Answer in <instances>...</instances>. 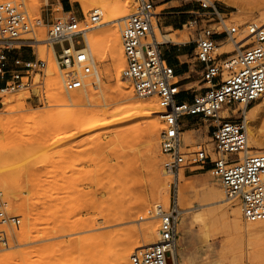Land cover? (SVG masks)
<instances>
[{
  "label": "rangeland",
  "instance_id": "1",
  "mask_svg": "<svg viewBox=\"0 0 264 264\" xmlns=\"http://www.w3.org/2000/svg\"><path fill=\"white\" fill-rule=\"evenodd\" d=\"M23 1L31 17L44 19L40 26L34 28V33L29 34L37 40L38 38L43 40H33L31 46L18 51L26 59L42 57L47 60L49 45L46 39L49 26L54 18L69 17L70 14L65 13L64 9H67L70 3L73 5V13L80 20H88L90 12L99 8L86 10L80 2L74 0H48V2L38 0L39 10L32 11L30 8L32 0ZM122 1H130L131 12L136 8L137 0ZM217 1L223 16L228 17L226 21L228 27H240L236 34L237 40L246 35L245 27L248 24L262 23L260 12L264 10V0L252 5L239 0L238 6ZM169 7L168 4L157 6L158 16H164V11ZM162 21L163 18L158 17L161 33L156 39L160 44L167 41L164 35L169 31L162 25ZM106 26L110 25H98L92 28H95L94 30H89L101 48L104 47ZM81 27H84L83 23ZM212 27L218 25L213 24ZM121 28L122 26L120 30ZM189 31L186 27L184 32L186 39L189 37ZM222 42L223 45L216 49L215 55H233L238 52L237 44L232 38L227 37ZM249 42L242 43V46H246ZM69 45L70 43L66 41L56 43L54 47L56 51H60ZM93 58L96 67L102 70L104 84L99 89L100 93L93 94L92 100L88 103L68 106V111L61 113L67 106L63 107L61 102L52 98L53 90L49 86L51 75L47 71L44 78V95L47 99L39 101L41 87L37 85L40 82L38 77L34 78L35 85L32 88L6 92L1 97V102L3 101L0 103L1 124L4 125L9 119L18 121L17 127L10 130L13 132L0 130V153H14L11 154L12 156L5 154L8 157L4 165L14 171V174L7 179V183L10 186L11 183L13 184L15 193H12L15 195L4 189L1 182L0 189L5 193L9 211L20 215L22 222L19 227L7 228L9 245L0 244V256L7 254L9 250L19 252L22 249H25L26 256L23 260L8 259L9 261L0 264H106L104 255L107 245L112 247L134 243L133 252L136 248L144 247L143 227L152 223L159 228L160 223L159 217L146 218L148 211L158 204L167 210L173 204L175 197L181 210L180 219L185 217L188 225V235L184 239L179 233L178 250L181 264H264V223L255 225L246 222L240 201L227 197L221 180L209 168L190 171L196 168L190 166L182 169L184 178L179 186V193L182 190L180 194L175 176L164 173L166 156L160 147V132L164 123L159 115L161 108L157 97H140L134 90L133 100L145 103L153 101L151 103L156 105L157 115L162 123L157 149V160L164 179L161 185L162 199L159 202H151L143 211L139 210V203L144 195L152 196L154 182L148 167L150 149L146 141L145 124L141 119L133 117L128 121L124 120L125 122L119 121L120 123L112 125L110 123V126L109 124L106 126L108 121L102 119L103 124L97 125L98 128L94 127L79 133L78 128L82 124L80 121L65 128L67 130L62 128L65 120L74 113L81 114L83 116L81 120L84 122V116L98 115L101 112L106 115L104 118L112 120L113 113L124 104V101L118 97H106L116 85L114 76L106 74V70L113 66L112 59L101 60L97 55ZM125 65L124 59L122 71ZM96 67L87 77L88 79L94 78ZM62 75L63 72H59V77L62 78ZM122 77L132 85L130 81L124 79L123 73ZM20 94L25 96L22 101L24 106L19 105L20 107L13 112H3L10 103L5 99ZM261 101H264V97L252 102L248 109L255 107ZM24 114L30 115L28 117L30 120H26ZM101 116L102 114L99 115L100 118ZM232 116L238 120L241 118V113L236 112ZM23 125H27V128ZM188 129L182 137L189 151L194 150L198 143H205L210 150L213 148L208 124L203 122L199 128L191 126ZM248 146V151L264 150V115L253 123ZM108 173L113 174L111 178L108 177ZM16 183L18 187H14ZM215 189L220 190L223 196L217 197ZM167 196L170 199L168 204L164 201ZM233 210L241 211L240 220L244 227L250 229L248 233L241 232L234 225L237 215ZM26 214H30V217ZM141 216L145 218L142 219ZM26 221L29 225L31 223L30 227H33V230L29 229L22 239L20 229L25 226ZM1 228L6 226L0 225ZM71 240L75 242L77 240V243L72 244ZM180 241H183L182 245ZM9 247L11 249H8ZM71 260L74 263L70 262ZM110 264H113L112 259Z\"/></svg>",
  "mask_w": 264,
  "mask_h": 264
},
{
  "label": "built area",
  "instance_id": "2",
  "mask_svg": "<svg viewBox=\"0 0 264 264\" xmlns=\"http://www.w3.org/2000/svg\"><path fill=\"white\" fill-rule=\"evenodd\" d=\"M160 1L137 0L135 11L124 21L121 39L126 61L122 71L124 78L132 83L138 96H155L159 100V114L164 123L160 132V147L166 156L164 169L178 177L185 167H196L190 171L209 168L221 180L227 197L240 201L246 222L264 221V152L247 153L245 124V110L264 97V24H248L246 35L237 40L240 27H228V17L219 10L218 1L197 0L203 12H193L187 27L199 32L197 59L204 63L203 80L208 87L192 102L176 103L179 90L174 68L167 63L161 44L151 36L154 19L159 17L156 8ZM69 14L66 19L54 18L47 37L58 67L63 70L67 92L81 89L84 79L96 67L84 33L102 21L104 11L93 9L88 20ZM42 20V17H31L23 0H0V103L6 92L32 88L35 77L40 79L37 83L41 87L39 101L47 99L44 78L48 61L38 57L26 59L18 52L36 40L29 34L42 24ZM213 24L218 27H212ZM221 35L232 38L239 45L236 54L215 55L220 42L216 37ZM245 40L250 42L242 46ZM66 41L69 46L55 50L56 43ZM240 105H243L238 110L241 118L237 120L232 115ZM226 108H230L229 113L222 116L221 111ZM189 115H201L203 122L208 124L213 142L211 150L205 143L196 144L192 151L185 146L182 119ZM158 212V240L136 248L130 256L131 264H176L181 213L176 197L167 210L160 205ZM21 222L20 215L9 211L5 193L0 189V225L6 226L0 229V244L9 245L8 229L19 227Z\"/></svg>",
  "mask_w": 264,
  "mask_h": 264
},
{
  "label": "bare ground",
  "instance_id": "3",
  "mask_svg": "<svg viewBox=\"0 0 264 264\" xmlns=\"http://www.w3.org/2000/svg\"><path fill=\"white\" fill-rule=\"evenodd\" d=\"M74 1L80 2L81 5H83V7L86 10L92 9L95 7H99L101 9H103V11L105 10L104 11V17H103L102 21L99 22L98 24L92 26L88 30H86L84 33V37H85V41L87 43V49H88L90 55H92V56L97 55V57L100 58L101 60H104L107 58L112 59L113 66L111 68L108 67L109 69L106 70V74L110 75L111 77L114 76V78L116 79V85H114L115 87L113 88V90L111 91L110 94L106 95V97H118L124 101V104H122V106L120 107L119 110L116 109L118 111L113 113V117H112L113 119L112 120L109 119L111 122L108 119L104 118L105 114H103L102 112H101V114H102L101 118L99 117V115H101V114L93 115V116H87V117L84 116L85 122L83 120H81L83 118V116L81 114H75L74 113L73 115H71V117H69L68 119L65 120L66 122L63 123L64 125L62 128L63 129L69 128L70 126H73L76 123V121H80V123H82V124L78 128V133H79V132H82V131L96 127L97 125L102 123L101 122L102 119L108 121L107 124L104 121V125L106 124V126H107L109 124V126H110V123H111V125L114 123L117 124V122H119V121L125 122L124 120L128 121L129 119H131L133 117H139L141 119L142 123L145 124V132H146V137H147L146 141H147L149 149H150V152L148 151L150 153V156L148 157L149 158L148 167H149V171L151 174V179L154 182V191H153L152 196L149 197V195L148 196L144 195L143 198L141 197L142 200L139 203V207H138L139 210L140 211L146 210V208L148 206H150L151 202H159L162 199L161 185L163 184L164 179H163V176L161 173L160 163L157 160L158 136H159V131H160V127H161L162 123L160 122V119H159L160 114L157 115L158 110H157L156 105L151 103L153 101H151L150 103H145V102H137V101L133 100L134 88L128 82L124 81L123 77H122V68H123L122 63L124 62L125 55H124V50L122 47L120 26H122V28H123V22L125 21V19L129 15H131L135 11V9H133V11L131 12L130 7H132V5H131L130 1H122V0H74ZM219 1L224 2V3H228V4H232L235 6L239 5V0H219ZM260 1L261 0H244V2L248 3L249 5L255 4V3L260 2ZM46 2H48V0H46ZM242 2H243V0H242ZM39 6H40V4H39L38 0H32V4L30 6L32 11H38ZM260 19L262 21V24H264V10L262 12H260ZM155 21L156 22L153 23V30H152V34H151V36L153 38L159 37V35L161 33L160 32L161 29H160V26L158 24V18ZM108 24L110 26L109 27L106 26L107 28H105L106 36L104 38V47L101 48L99 46V42L97 40L93 39V36L91 35V32H89V30L90 29L94 30L95 28L94 29H92V28L96 27V26L98 27V25H108ZM164 38H165V40L169 41L170 39H172V35H168V34L164 35ZM42 40L43 39H39V38L37 40V38H36V41H42ZM248 41L249 40H245L243 43L248 42ZM222 45H223V43L219 44L218 49ZM236 47L240 48L239 45H236ZM40 58L44 59L42 57H40ZM47 61L49 63L48 68H47V72L50 73V75H51L50 79H49V86H50V89L53 90L52 91V93H53L52 98L54 99V101L61 102V104L64 105L63 107L67 106V108L63 109L61 111V113L68 111L67 110V109H69L68 106H72V105H76V104H82L83 105L85 103H88L89 101L92 100L93 94L100 93L101 90H99V89H101L103 87V84H104V80H103L104 78L102 77V74H101L102 70L100 71L96 67L97 71L95 72V76L93 79L92 78L91 79L90 78L84 79V85L81 89L67 93V91L65 92V90H64V84H63V79H62L63 77L62 78L59 77V72H63V70L59 69L58 64L55 60L54 50L51 46H48ZM24 98H25V96H23V94H20L19 96L5 99V100H7V102H10V103H9V106L3 112H13L18 107L24 106V104H22V101ZM117 100L119 101V99H117ZM17 102H18V104H16ZM1 103H3V101ZM242 107H243V105L238 106L237 108L234 109V112H238V110ZM107 110L105 112H107ZM229 110H230V108H226L222 111L224 112L225 115H227L229 113ZM160 111H159V113H160ZM222 111H221V114H222ZM103 112H104V110H103ZM224 114H222V116H225ZM24 115L22 116L23 118H24ZM262 115H264V101L259 102L255 107H252L250 109L247 108L245 110V124H246V128H247V134L249 137L251 136V133H252L253 123L257 119L261 118ZM25 117H27L26 118V120H27L28 117H30V115H28V116L25 115ZM160 117L163 118L161 115H160ZM16 119H17V117H16ZM26 120H23V121H26ZM28 120H30V119H28ZM1 121H2V118L0 117V130H2V131L13 132L10 130H13L14 127H17L16 122L18 120H14V119L10 120L9 119V120H7V122L5 121L4 125L1 124ZM81 121H83V122H81ZM137 121H138V118H137ZM17 124L20 125L19 123H17ZM22 124H24V123H22ZM23 126H25V125H23ZM25 127L27 128V125ZM96 128H98V127H96ZM65 130H67V129H65ZM17 131H19V130H17ZM75 132H76V130H75ZM249 137H248V140H249ZM114 148H116V147H114ZM248 149H249V146H248ZM259 152H264V150L261 149V150L247 151V153H249V154H256ZM5 154L11 155L14 153H8V152L0 153V182L2 183V186L4 187V189H7V191H11V194L13 195L15 193L14 188H12L13 184L11 183L12 186L8 185L7 179L9 177H11L12 174H14L13 173L14 171L12 169H10L9 167H6L4 165V162L8 157ZM114 170H115V168H114ZM164 173H168V172L166 171ZM111 175H113V174L108 173L109 178H111ZM183 178H184V175L182 173H180L178 175V177L177 176L175 177V183L178 187V189H177L178 193H179V186H180V183L183 180ZM118 180H119V178H118ZM14 185H16L14 187H18L17 183ZM71 186H72V184H71ZM102 186H104V184H102ZM180 189H181V187H180ZM180 191L182 192V190H180ZM12 192H14V193H12ZM67 193L69 194L70 192L67 191ZM215 193H216L217 197L223 196L222 192L218 189H215ZM16 196L18 197V195H16ZM12 199H13V197H12ZM164 201L166 204H168L170 202L169 196H167L164 199ZM160 205L161 204H158L153 209L149 210L146 218L159 217L158 209H159ZM77 206H79L78 203H77ZM233 211L237 215V217L234 221L235 222L234 225L236 226V228L241 230V232H247L248 233L250 229L247 227H244L243 224L241 223V220H240L241 211L240 210H233ZM233 211H232V213H233ZM26 216L30 217V214H26ZM141 218L144 219L145 217L141 216ZM94 219H96V218H94ZM81 220L83 221L82 218H81ZM118 220H120V219H118ZM250 223H255V225H256L259 223H264V221L250 222ZM30 225H31V223H30ZM30 225H29L28 221H26L25 226H23L20 229L22 239L25 237V234L28 233L29 229H30V231L33 230V227L31 228ZM178 230H179V233L181 234L183 239L188 235V225H187L185 217L180 219L179 225H178ZM143 233L145 236V242H144L143 246L146 247V246L153 244L156 241V238L159 235V228L157 225L149 223L147 226L143 227ZM104 234H106V233H104ZM98 238H100V237H98ZM21 241H23V240H21ZM107 242H109V241H107ZM73 243L74 244L77 243V240H76V242L72 241V244ZM101 243H102V241H101ZM182 244H183V241H180V245H182ZM105 246H106V244H105ZM108 246L109 245H107V247ZM107 247L105 248V255H104V258L106 260V264H110L111 259L113 260V264H131L130 256H131L133 249L135 247L134 243L133 244H127V245H116V246H112V247L110 246L108 248ZM8 249H11V248L9 247ZM25 254H26L25 249H22L19 252L18 251L15 252L14 250H9L7 252V254L0 256V263H4L5 261H9L8 259H13V260L16 259L17 260V258H20L21 260H23V259H25V256H26ZM175 256H176V264H181L180 259H179V250L178 249H177ZM102 260H103V258H102ZM70 262H72V260ZM72 263H74V262H72Z\"/></svg>",
  "mask_w": 264,
  "mask_h": 264
},
{
  "label": "crops",
  "instance_id": "4",
  "mask_svg": "<svg viewBox=\"0 0 264 264\" xmlns=\"http://www.w3.org/2000/svg\"><path fill=\"white\" fill-rule=\"evenodd\" d=\"M168 4L164 11L162 25L167 28L172 39L160 45L162 53L169 65L174 68V78L179 92L175 97L176 103L192 102L198 94H203L208 84L203 80L204 63L197 59L198 31H189L188 39L184 32L193 12H203L197 0H161L157 5ZM64 5V4H63ZM65 13H73V5L64 9ZM159 24V23H158ZM201 26V25H200ZM222 44L226 35L216 37ZM187 118V120H186ZM201 115H189L182 119L183 133L189 127H201Z\"/></svg>",
  "mask_w": 264,
  "mask_h": 264
}]
</instances>
